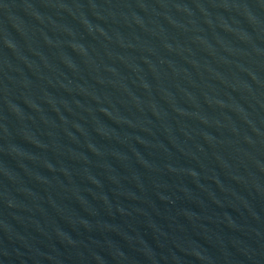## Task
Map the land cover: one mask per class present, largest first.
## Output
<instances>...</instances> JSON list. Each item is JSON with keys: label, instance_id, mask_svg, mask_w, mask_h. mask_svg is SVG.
I'll use <instances>...</instances> for the list:
<instances>
[{"label": "water", "instance_id": "95a60500", "mask_svg": "<svg viewBox=\"0 0 264 264\" xmlns=\"http://www.w3.org/2000/svg\"><path fill=\"white\" fill-rule=\"evenodd\" d=\"M0 264H264V0H0Z\"/></svg>", "mask_w": 264, "mask_h": 264}]
</instances>
